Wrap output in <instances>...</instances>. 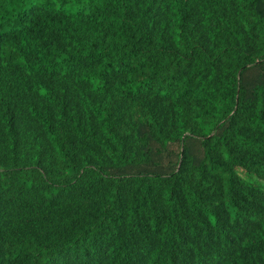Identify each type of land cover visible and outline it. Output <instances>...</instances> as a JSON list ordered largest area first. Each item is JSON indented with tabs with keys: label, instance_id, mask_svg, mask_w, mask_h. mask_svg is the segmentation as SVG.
Listing matches in <instances>:
<instances>
[{
	"label": "trees",
	"instance_id": "obj_1",
	"mask_svg": "<svg viewBox=\"0 0 264 264\" xmlns=\"http://www.w3.org/2000/svg\"><path fill=\"white\" fill-rule=\"evenodd\" d=\"M0 264H264V0H0Z\"/></svg>",
	"mask_w": 264,
	"mask_h": 264
}]
</instances>
